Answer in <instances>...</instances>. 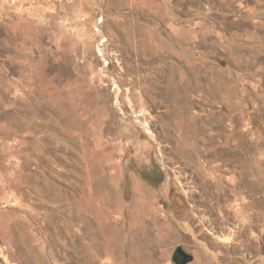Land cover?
I'll use <instances>...</instances> for the list:
<instances>
[{"label": "rangeland", "instance_id": "1", "mask_svg": "<svg viewBox=\"0 0 264 264\" xmlns=\"http://www.w3.org/2000/svg\"><path fill=\"white\" fill-rule=\"evenodd\" d=\"M178 249L264 264V0H0V264Z\"/></svg>", "mask_w": 264, "mask_h": 264}, {"label": "bare ground", "instance_id": "2", "mask_svg": "<svg viewBox=\"0 0 264 264\" xmlns=\"http://www.w3.org/2000/svg\"><path fill=\"white\" fill-rule=\"evenodd\" d=\"M157 37V36H156ZM158 39V38H156ZM147 44V43H146ZM163 45H165V43L161 40V39H158V46L162 47L163 48ZM151 49V47L149 46H145V50H144V53L147 55L148 54V51ZM166 53V52H165ZM165 59L164 58H159L155 61H152V63H156V62H159V61H164ZM181 125V124H180ZM187 128V127H186ZM188 129V128H187ZM234 150V149H233Z\"/></svg>", "mask_w": 264, "mask_h": 264}, {"label": "water", "instance_id": "3", "mask_svg": "<svg viewBox=\"0 0 264 264\" xmlns=\"http://www.w3.org/2000/svg\"><path fill=\"white\" fill-rule=\"evenodd\" d=\"M177 252L183 256L182 262H176L177 264H185L187 258H190V256L186 253H184L181 249H178ZM177 261V260H176Z\"/></svg>", "mask_w": 264, "mask_h": 264}]
</instances>
